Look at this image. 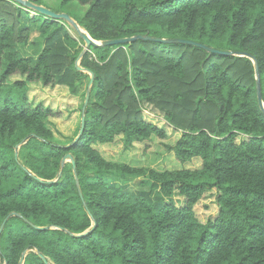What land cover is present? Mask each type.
Wrapping results in <instances>:
<instances>
[{
	"label": "trees",
	"instance_id": "obj_1",
	"mask_svg": "<svg viewBox=\"0 0 264 264\" xmlns=\"http://www.w3.org/2000/svg\"><path fill=\"white\" fill-rule=\"evenodd\" d=\"M60 4L85 7L78 22L57 13L99 43L84 50L66 20L37 12L31 22L49 31L33 58L15 51L30 38L24 6L0 0V264H19L24 251L22 264H264V111L253 61L186 43L101 44L140 35L247 54L264 103V0ZM85 70L94 76L83 124L78 137L58 142L47 122L60 112L32 103L28 86L73 92L90 80ZM144 108L164 126L144 119ZM171 128L180 136L168 144ZM118 139L125 149L158 140L177 161L201 164L146 170L115 162L98 146ZM68 154L74 165L61 164ZM127 175L146 176L162 198L185 206L109 182ZM211 196L215 213H204Z\"/></svg>",
	"mask_w": 264,
	"mask_h": 264
},
{
	"label": "rangeland",
	"instance_id": "obj_2",
	"mask_svg": "<svg viewBox=\"0 0 264 264\" xmlns=\"http://www.w3.org/2000/svg\"><path fill=\"white\" fill-rule=\"evenodd\" d=\"M42 2L43 4L41 5L54 12L65 11L69 13L76 22H78L85 10V7L75 8L72 5L62 6L60 0H42ZM24 10L25 14L22 16V24L29 27L30 38L27 45L16 46L15 51L21 57L35 58L45 43L49 29L42 27L40 22H31L30 18H33L38 14L35 10L28 8H24ZM66 27L70 34L77 38L73 29L74 27L69 22ZM80 28L83 27L80 26ZM83 48H85V42ZM80 59L77 58L76 62H80ZM17 79V76L12 78L13 81ZM88 86V77L83 79L73 92H70L68 88H59L57 90H54L56 88H53L51 90L39 83L29 84L27 97L32 103L41 104L60 112L59 116L52 117L47 122L48 126L53 130L56 141L68 143L77 137L81 120L82 105L84 104ZM143 117L147 121L161 127L165 124V120L161 114L151 111L148 108L143 109ZM168 134L169 135H167V138L164 140L168 144H172L180 136V132L175 131L172 128L169 130ZM98 149L106 158H109L112 161L124 163L132 167L144 168L146 170H193L199 168L201 164V159L198 157L185 163L177 161L173 152L171 150H166L163 144L158 140L135 142L131 148L125 149L122 141L118 139L113 144L98 146ZM67 162L69 161L67 160ZM109 182L113 183L120 190H126L132 193H144L158 202H173L176 203L178 207H183L186 204V200L179 204L171 200L170 197L162 198L159 194L158 187L143 175H127L123 178L110 177ZM174 192L178 193V191ZM210 198L211 199L207 201V204H210V206L204 213H215V206L211 203L213 202V197L211 196Z\"/></svg>",
	"mask_w": 264,
	"mask_h": 264
},
{
	"label": "water",
	"instance_id": "obj_3",
	"mask_svg": "<svg viewBox=\"0 0 264 264\" xmlns=\"http://www.w3.org/2000/svg\"><path fill=\"white\" fill-rule=\"evenodd\" d=\"M14 1L22 4L26 8L33 9V10L37 11L39 14L44 15V16H47V17L51 18L52 20L64 19L67 22H69L75 28V30L78 32V34L83 38V40L85 42V48H84V50H86L87 47L90 44H98L99 43L98 41L92 39L90 37V35L85 31L84 28H80V26L67 13H63V12L57 13V12H54V11L50 10L49 8L43 6V5H36V4H33L30 1H25V0H14ZM136 39H146V40H152V41H158V42H165V43H186V44H190V45H194V46H198V47L204 48V49H206V50H208L209 52H212V53H218V54H223V55H235V54H237V55H240V56H247V57H249L253 61V63L255 64V69H256V73H257V79H256V94H257L258 105L261 108V110L264 111V103H263V100H262L260 79H259V76H258L257 64H256V60H255L254 57L249 56V55L244 54V53H235V52H232V51H222V50H218V49L206 47V46H204V45H202V44H200L198 42H194V41H191V40L179 39V38H175V39H163V38H158V37H150V36L143 37V36L138 35V36L129 37V38H119V39H113V40H106V41H102L101 44L102 45H115V44L120 45V44H124L126 42H132V41H134ZM84 50L79 55V57H78L79 59L81 58L82 54L84 53ZM76 66H77V68L79 70L82 69L80 67L78 61L76 62ZM84 72H86V73H88L90 75V80H89L88 89H87L86 94H85V100H84V104H83V110H84V108L86 107V105L88 103V99H89V95H90V87H91V85L93 83V76H94L91 71L85 70ZM83 120H84V118L82 116L81 117V123L82 124H83ZM81 129H82V127H81ZM19 146H20V144L17 145V147H19ZM67 160L69 162H71L72 165H74L73 158H72V156L70 154L66 155L62 159L61 164H64L65 162H67ZM77 185H78V183H77ZM79 195L80 196L82 195L80 190H79ZM3 225H4V222L2 223V225L0 227V232H1L2 228H3ZM26 253H27V251H24L22 253V257L19 260V264H22L23 263L24 256L26 255Z\"/></svg>",
	"mask_w": 264,
	"mask_h": 264
},
{
	"label": "clouds",
	"instance_id": "obj_4",
	"mask_svg": "<svg viewBox=\"0 0 264 264\" xmlns=\"http://www.w3.org/2000/svg\"><path fill=\"white\" fill-rule=\"evenodd\" d=\"M24 8H26V7H24ZM29 9V8H28ZM37 12V11H36Z\"/></svg>",
	"mask_w": 264,
	"mask_h": 264
}]
</instances>
